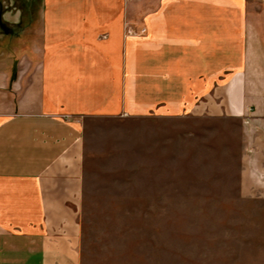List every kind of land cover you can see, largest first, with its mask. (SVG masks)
I'll return each instance as SVG.
<instances>
[{"label": "crops", "instance_id": "crops-1", "mask_svg": "<svg viewBox=\"0 0 264 264\" xmlns=\"http://www.w3.org/2000/svg\"><path fill=\"white\" fill-rule=\"evenodd\" d=\"M17 12L0 21V264H83L88 118L182 116L222 98L245 114L264 176V0H39Z\"/></svg>", "mask_w": 264, "mask_h": 264}, {"label": "rangeland", "instance_id": "rangeland-1", "mask_svg": "<svg viewBox=\"0 0 264 264\" xmlns=\"http://www.w3.org/2000/svg\"><path fill=\"white\" fill-rule=\"evenodd\" d=\"M35 3L0 0V21ZM224 102L85 121L83 264H264V176Z\"/></svg>", "mask_w": 264, "mask_h": 264}]
</instances>
